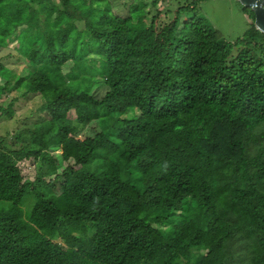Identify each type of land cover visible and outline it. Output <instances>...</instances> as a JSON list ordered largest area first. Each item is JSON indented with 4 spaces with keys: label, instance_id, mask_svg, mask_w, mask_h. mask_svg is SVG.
<instances>
[{
    "label": "trees",
    "instance_id": "16d2710c",
    "mask_svg": "<svg viewBox=\"0 0 264 264\" xmlns=\"http://www.w3.org/2000/svg\"><path fill=\"white\" fill-rule=\"evenodd\" d=\"M143 6L0 0V264H264V33Z\"/></svg>",
    "mask_w": 264,
    "mask_h": 264
},
{
    "label": "rangeland",
    "instance_id": "374dc122",
    "mask_svg": "<svg viewBox=\"0 0 264 264\" xmlns=\"http://www.w3.org/2000/svg\"><path fill=\"white\" fill-rule=\"evenodd\" d=\"M126 1V0H123ZM142 1L144 11L147 13L146 20L149 15H153L156 9H173L177 5L182 3L196 1L199 14L207 19L209 24L218 31L221 38L224 41H232L237 37H240L244 30L252 22L247 11L242 8V5L238 0H161L158 4H153L152 0H136V2ZM165 5H168L165 7ZM17 45L13 42L4 48H0V60L9 68L20 70L25 67L22 57L18 56L13 47ZM11 80V77L8 78ZM3 84V79L0 78V87ZM106 87L100 82L95 87H92L90 93L100 98L106 91ZM15 92H10L8 95H4L5 103H7ZM37 103V99H28L26 97H18L14 100L12 108V116L3 114L0 116V136L6 137L12 135L17 129L24 126V123L29 121V116L34 110ZM87 133L85 130L79 134L83 137ZM20 168L23 177L33 179L35 174V167L28 160H24L20 163ZM28 206V205H26Z\"/></svg>",
    "mask_w": 264,
    "mask_h": 264
},
{
    "label": "water",
    "instance_id": "95a60500",
    "mask_svg": "<svg viewBox=\"0 0 264 264\" xmlns=\"http://www.w3.org/2000/svg\"><path fill=\"white\" fill-rule=\"evenodd\" d=\"M243 7L253 12L254 28L264 33V0H238Z\"/></svg>",
    "mask_w": 264,
    "mask_h": 264
}]
</instances>
